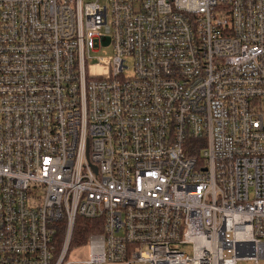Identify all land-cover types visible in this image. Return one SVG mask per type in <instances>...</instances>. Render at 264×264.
Listing matches in <instances>:
<instances>
[{"label":"built area","instance_id":"2783aa9c","mask_svg":"<svg viewBox=\"0 0 264 264\" xmlns=\"http://www.w3.org/2000/svg\"><path fill=\"white\" fill-rule=\"evenodd\" d=\"M0 264H264V0H0Z\"/></svg>","mask_w":264,"mask_h":264},{"label":"rangeland","instance_id":"374dc122","mask_svg":"<svg viewBox=\"0 0 264 264\" xmlns=\"http://www.w3.org/2000/svg\"><path fill=\"white\" fill-rule=\"evenodd\" d=\"M112 55V51L110 48H103L99 52L93 54L92 56L95 58L93 63H98L99 58L104 57H110ZM127 66L129 67V70L125 71L127 75H129L130 68H131V61L128 60ZM92 75L99 74L101 76H107L108 71L105 70L103 66H97L95 69L91 70ZM74 247V246H73ZM69 260L72 262H82L89 260V248L87 246H83L79 249H72V252L70 253Z\"/></svg>","mask_w":264,"mask_h":264},{"label":"trees","instance_id":"16d2710c","mask_svg":"<svg viewBox=\"0 0 264 264\" xmlns=\"http://www.w3.org/2000/svg\"><path fill=\"white\" fill-rule=\"evenodd\" d=\"M97 232H100L98 224L89 220L78 219L76 222L72 246L77 247L85 244L88 236Z\"/></svg>","mask_w":264,"mask_h":264}]
</instances>
